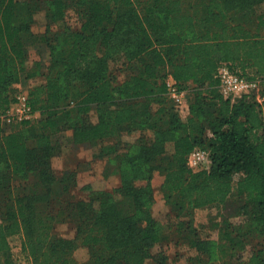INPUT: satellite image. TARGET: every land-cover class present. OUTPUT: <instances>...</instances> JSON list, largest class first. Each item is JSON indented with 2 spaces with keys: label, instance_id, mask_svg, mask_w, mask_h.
Here are the masks:
<instances>
[{
  "label": "trees",
  "instance_id": "obj_1",
  "mask_svg": "<svg viewBox=\"0 0 264 264\" xmlns=\"http://www.w3.org/2000/svg\"><path fill=\"white\" fill-rule=\"evenodd\" d=\"M76 1L85 3L87 17L53 43L47 22L61 21ZM44 4V30L35 33ZM30 48H47V62L27 65ZM112 56L138 63L117 89ZM223 63L258 80V93L224 97L217 76ZM167 74L180 89L188 86L184 118L169 99ZM40 75L43 81L27 86L38 118L7 129L1 115L17 85ZM258 96L264 97V0H0V264H145L164 239L151 210L155 172L176 220L167 227L195 250L186 264H264V250L247 251L246 235L227 230L223 211L238 195L242 211L257 210L258 219L264 213ZM92 107L95 122L75 121ZM68 128L71 142L97 143V157L116 166L120 183L112 191L66 200L75 179L58 176L51 157L59 150L57 133ZM133 132V141L122 138ZM194 148L209 152L207 169L188 166ZM12 179L20 180L17 187ZM212 207L220 228L216 239H203L190 224L196 209ZM62 222L72 237L58 231ZM13 235L21 237L22 263L12 255ZM79 247L87 249L86 261L75 258Z\"/></svg>",
  "mask_w": 264,
  "mask_h": 264
},
{
  "label": "rangeland",
  "instance_id": "obj_2",
  "mask_svg": "<svg viewBox=\"0 0 264 264\" xmlns=\"http://www.w3.org/2000/svg\"><path fill=\"white\" fill-rule=\"evenodd\" d=\"M143 1V0H140ZM143 3L141 2V6ZM45 4L42 5V10L35 16L34 23L32 24L34 30L44 29V17L43 9ZM88 12L85 8V3L82 1H76L74 5H69L65 10L64 17L61 21H49L47 22V31L45 36L51 39L53 43L57 44L58 34L63 31L78 30L87 17ZM36 48H30L27 56V65H31L33 61H41L46 63L49 56V50L44 48L43 50H35ZM119 56H112L110 58V68L113 72L112 84L117 89L119 85L127 78V76L138 67L136 62H128L127 59ZM124 61V62H123ZM28 67V66H27ZM41 71H46L44 68ZM165 81L172 79L169 74L166 75ZM44 78L40 75L33 79H30L27 84L18 85V88L27 90L28 85H33L43 81ZM186 86L181 97V105H176L174 98L170 95L168 89L169 99L173 102L177 108L180 116L184 118L188 113V100L187 94L189 89ZM258 93V90L255 91ZM155 106V105H153ZM38 118V117H37ZM35 118V119H37ZM97 120V111L92 107L88 112L79 114L75 121L79 124L93 123ZM21 122H14L6 124L7 129H17ZM72 129L68 128L59 133L56 137L59 141V150L51 157V166L55 173L60 176L64 173L70 172L74 179L75 185L69 188L70 193L68 199H84L87 200L92 197L97 191H112L120 183V176L118 169L106 158L97 157L98 145L97 143H73L70 141ZM138 136V132L131 134H123L122 138L126 141H133ZM3 165H0V168ZM162 182V176L157 172L151 181L153 189L154 202L152 204V214L159 224V228L164 235L162 243H156L151 248V255L145 260V264H186L187 259L195 254V250L190 247V244H179L176 238L181 233L175 231L174 227H167L170 222L176 221L174 216L169 217L168 204L165 203L160 192V184ZM12 185L16 187L20 183L19 179H12ZM244 204V197L238 195H232L224 205V213L229 215L227 219L228 225L226 226L228 231L231 229H237L240 233L244 234L246 239V247L254 246L256 249L261 247L264 250V213L260 214L261 219H258L259 212L254 210L247 214L242 211L241 206ZM58 205L57 202L53 204ZM66 203H64V207ZM217 211L215 208H198L193 215V223H191V231L196 235H199L203 239H216L217 230L220 228V217H217ZM220 213V212H219ZM217 217L212 224L213 219L211 217ZM260 220V221H258ZM216 224V226H215ZM216 227V229H214ZM58 231L65 237H72L74 230L67 222L57 224ZM189 228H187V231ZM197 231V233H196ZM9 242L12 249V255L15 261L24 262V256L20 249L21 237L19 235H13L9 238ZM246 251V252H247ZM74 256L78 261H86L88 258V251L85 247H79L75 250ZM161 260V261H160Z\"/></svg>",
  "mask_w": 264,
  "mask_h": 264
},
{
  "label": "built area",
  "instance_id": "obj_3",
  "mask_svg": "<svg viewBox=\"0 0 264 264\" xmlns=\"http://www.w3.org/2000/svg\"><path fill=\"white\" fill-rule=\"evenodd\" d=\"M217 76L219 79V89L224 97L234 99L242 94L257 91L258 80L249 79L231 70L227 64L223 63L218 67ZM167 89L174 98L176 105H181L183 91L175 84L172 79L166 81ZM38 112L32 110L28 103L27 90L18 88L15 93L14 101L7 110L1 115V121L5 124L14 122L32 121L38 117ZM188 166L193 170L207 169L210 165L209 152L205 149L194 148L187 158Z\"/></svg>",
  "mask_w": 264,
  "mask_h": 264
},
{
  "label": "crops",
  "instance_id": "obj_4",
  "mask_svg": "<svg viewBox=\"0 0 264 264\" xmlns=\"http://www.w3.org/2000/svg\"><path fill=\"white\" fill-rule=\"evenodd\" d=\"M44 17V16H43ZM32 30H33V32H35V33H41V32H43V30L44 29H40V30H34V28L32 27ZM18 86V85H17ZM258 98V100L260 101V103H261V108H262V116H263V119H264V97H257Z\"/></svg>",
  "mask_w": 264,
  "mask_h": 264
}]
</instances>
